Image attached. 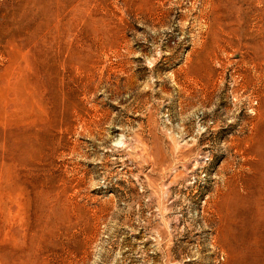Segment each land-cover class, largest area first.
Here are the masks:
<instances>
[{
	"label": "rangeland",
	"instance_id": "374dc122",
	"mask_svg": "<svg viewBox=\"0 0 264 264\" xmlns=\"http://www.w3.org/2000/svg\"><path fill=\"white\" fill-rule=\"evenodd\" d=\"M258 196L264 0H0V264H264Z\"/></svg>",
	"mask_w": 264,
	"mask_h": 264
},
{
	"label": "bare ground",
	"instance_id": "6f19581e",
	"mask_svg": "<svg viewBox=\"0 0 264 264\" xmlns=\"http://www.w3.org/2000/svg\"><path fill=\"white\" fill-rule=\"evenodd\" d=\"M22 122H23V121H22ZM249 185H250V184H249ZM262 191H263V190H262ZM260 192H261V191H260ZM233 193H234V192H232V194H233ZM261 193H262V192H261ZM232 194H231V195H232ZM234 194H235V193H234ZM234 194H233V195H234ZM259 195H260V194H259ZM237 196H239V194H238ZM244 196H245V195H244ZM244 196H243V197L241 196L242 199L244 198ZM252 196H253V195H252ZM255 196H256V195H255ZM260 196H261V195H260ZM260 196H258L257 199L254 198L255 200H254L253 209H254V212H255L256 214H255V213H252V212L250 211V209H249V212H251L252 215L254 214V218H255V217L257 218V219L255 218V220L258 221V222L254 221V226H253L252 224H251V225H252L253 227L258 226V227H255V228H256V229H257V228H260L261 231H262V230L264 231V204L261 203V200H260L261 198H260ZM233 197H234V196H233ZM247 197H249V196H247ZM48 198H49V197H48ZM234 198H236V197H234ZM226 199H227V198H226ZM247 199H248V198H247ZM249 199H250V198H249ZM262 199L264 200V197H262ZM228 200H229V197H228ZM228 200H227V201H228ZM236 200H237V199H236ZM239 200H241V199H239ZM252 200H253V199H252ZM263 200H262V201H263ZM237 201H238V200H237ZM238 202L240 203V201H238ZM243 202H245V201H243ZM243 202H242V203H243ZM249 202H250V201H249ZM226 203H227V202H226ZM226 203H225V204H226ZM234 203H236V202H234ZM236 204H237V203H236ZM244 204H246V203H244ZM228 205H229V204H227V206H228ZM230 205H232V204H230ZM250 205H252V204H250ZM236 206H237V205H236ZM236 206H235V207H236ZM240 206H241V204H240ZM245 206H246V205H245ZM247 206H248V205H247ZM43 207L47 209V208H51V205H49V204L46 203V205L43 204ZM244 208H245V207H244ZM9 209H10V208H9ZM19 209H20V207H19ZM251 209H252V208H251ZM246 210H247V209H246ZM231 211H232V210H231ZM247 214H248V213H247ZM8 215H10V214H8ZM235 215H236V214H235ZM250 215H251V214H250ZM251 217H252V216H251ZM248 219H249V218H248ZM252 220H253V219H252ZM252 220H251V221H252ZM250 223H251V222H250ZM252 223H253V222H252ZM252 226H251V229H253ZM254 230H255V229H254ZM252 231H253V230H252ZM256 231H257V230H256ZM253 232H255V231H253ZM258 232H259V230H258ZM258 232H257V233H258ZM260 233L262 234V232H259V235H260ZM253 234H254V233H253ZM249 235H250V234H249ZM259 235H258V236L255 235L254 237H255V238H256V237H259ZM260 236H261V235H260ZM251 238H252V237H251ZM253 239H254V238H253ZM13 240H14V239H13ZM251 240H252V239H251ZM254 240H255V242L258 241V240H256V239H254ZM254 240H253V241H254ZM253 241H252L251 243H253ZM259 241H260V240H259ZM259 241H258L257 243H259ZM16 242H17V241H16ZM251 243H250V244H251ZM257 243H255V244H257ZM247 244H248V243H247ZM250 244H249V245H250ZM253 245H254V244H253ZM257 245H259V244H257ZM257 245H256V246H257ZM263 245H264V244H263ZM263 245H261V246H263ZM247 246H248V245H247ZM256 246H255V247H256ZM245 247H246V246H245ZM248 247H249V246H248ZM250 247H251V246H250ZM258 247H259V246H258ZM263 248H264V247H263ZM253 249H254V248H252V250H253ZM256 249H257V248H256ZM249 250H250V248H249ZM11 251H12V250H11ZM255 251H256V250H255ZM257 251H258V250H257ZM259 251H260V250H259ZM9 252H10V251H9ZM12 252H13V251H12ZM250 252H252V251H250ZM260 252L263 253L262 251H260ZM239 253H240V252H239ZM261 253H260V254H261ZM250 254H251V253H250ZM254 255H256V254L253 253V258L255 257ZM261 255H262V254H261ZM12 256H13V255H12ZM242 256H243V255H242ZM251 256H252V254H251ZM257 256H258V255H256V257H257ZM259 256H260V255H259ZM261 257L263 258L264 255L261 256ZM253 258L250 257V259H248V263L250 262V263H252V264H255V263L258 262L259 259H256V258L253 259ZM259 258H260V257H259ZM10 259H11V258H10ZM17 259H18V258H17ZM13 260H14V259H13ZM245 260H247V259H245ZM246 262H247V261H246ZM259 264H260V263H259Z\"/></svg>",
	"mask_w": 264,
	"mask_h": 264
}]
</instances>
